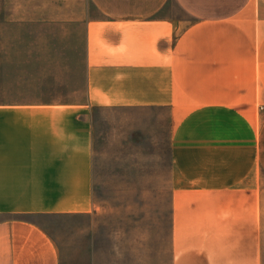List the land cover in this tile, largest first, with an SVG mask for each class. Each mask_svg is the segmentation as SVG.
I'll list each match as a JSON object with an SVG mask.
<instances>
[{
  "label": "crops",
  "instance_id": "1",
  "mask_svg": "<svg viewBox=\"0 0 264 264\" xmlns=\"http://www.w3.org/2000/svg\"><path fill=\"white\" fill-rule=\"evenodd\" d=\"M89 3L45 0L66 61L0 77V264H65L41 220L90 212L93 264H264V0ZM109 107L167 112L161 220L98 212L93 112Z\"/></svg>",
  "mask_w": 264,
  "mask_h": 264
},
{
  "label": "rangeland",
  "instance_id": "2",
  "mask_svg": "<svg viewBox=\"0 0 264 264\" xmlns=\"http://www.w3.org/2000/svg\"><path fill=\"white\" fill-rule=\"evenodd\" d=\"M86 4L90 5L89 0ZM46 13L45 0H0V77L11 76L8 73H13V62L66 61L63 27L59 20L54 22L58 17H36ZM72 46L67 49L73 51ZM93 132L98 212L102 210L108 217L112 211L118 219L131 220L141 211L138 208L146 207L149 220H161L170 203V126L166 110L95 108ZM41 221L63 248L65 264H93V212Z\"/></svg>",
  "mask_w": 264,
  "mask_h": 264
}]
</instances>
